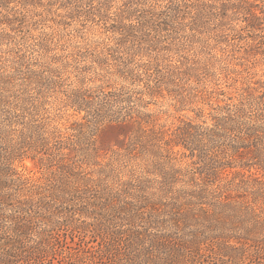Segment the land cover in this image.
<instances>
[{
  "label": "rangeland",
  "instance_id": "374dc122",
  "mask_svg": "<svg viewBox=\"0 0 264 264\" xmlns=\"http://www.w3.org/2000/svg\"><path fill=\"white\" fill-rule=\"evenodd\" d=\"M239 93L259 97L249 125L264 127V0H0L1 181L44 183L63 165L136 199L167 182L171 204L193 171L223 192L179 231L149 232L194 239L196 264H264V131L215 156V180L202 153L229 143L212 127ZM79 184L27 233L31 264H96L99 225L122 222Z\"/></svg>",
  "mask_w": 264,
  "mask_h": 264
},
{
  "label": "trees",
  "instance_id": "16d2710c",
  "mask_svg": "<svg viewBox=\"0 0 264 264\" xmlns=\"http://www.w3.org/2000/svg\"><path fill=\"white\" fill-rule=\"evenodd\" d=\"M250 14L260 22L259 16L251 12ZM258 100L259 97L253 93H239L237 103L224 108V115L214 117L212 128L215 129V134L228 137L229 143L219 142L216 152L215 145L211 146V149L202 148V153L208 160L207 177L213 176L215 180V156L221 159L225 155H231L229 153L237 150L238 143L250 139L254 142L260 141L258 132L264 131V127L249 125L252 121L262 120L263 109L259 107ZM251 107L258 109V112L251 113ZM176 133L178 138L189 134L188 129L183 127H177ZM182 140V144L187 143H183L185 139ZM222 165H218L219 170L223 168ZM71 170L61 165L59 172L51 174L49 181L44 183H33L28 179L19 178L11 180L12 182H3L0 179V264H31L34 253H39L40 247L26 243L27 233L45 217L43 211L53 212L56 204L67 200L65 194L74 197L79 190L84 189L81 188L80 182L87 187L85 191L93 194L92 197H99L97 195L100 194L102 200H99L98 206L101 210H108L115 217L121 215L122 219L121 223L114 224L115 222L111 221L109 224H103L104 227L99 225L96 264H196L197 257L191 254L194 239L187 240L184 236L173 233L181 229L185 214L194 204H200L199 208L204 209V195H210L215 201V197L220 196L223 190H209L207 183H202L198 188V182L194 180V173L191 171L186 183L191 182L192 188L175 191L176 196H172L174 201L169 204L161 200L171 193L165 188L167 182L159 187V197H147L141 192L136 199L137 196L130 193L128 183H119L109 192L108 186L101 183L96 185L89 178H76ZM174 173L178 171L174 170ZM104 191L106 196L102 194ZM128 197L132 199L129 200ZM194 197L198 198L199 202L193 201ZM215 215L220 216L222 213ZM151 222L160 226L166 224V228L175 231L159 229L149 232Z\"/></svg>",
  "mask_w": 264,
  "mask_h": 264
}]
</instances>
